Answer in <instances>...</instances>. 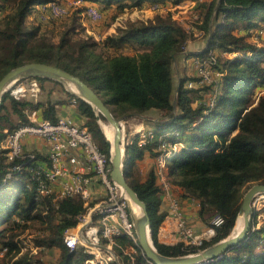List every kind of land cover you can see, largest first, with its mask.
<instances>
[{
    "label": "trees",
    "instance_id": "obj_1",
    "mask_svg": "<svg viewBox=\"0 0 264 264\" xmlns=\"http://www.w3.org/2000/svg\"><path fill=\"white\" fill-rule=\"evenodd\" d=\"M48 1L0 0V10L5 11L0 17V65L6 62L10 69L21 64V53H28L29 61L53 64L79 76L98 93L115 118L133 113L146 117L143 123L152 129L153 135L144 143L139 142L138 134L129 136L125 126L124 173L128 184L146 203L151 238L158 252L181 256L226 237L235 224L243 196L241 188L250 183H264V45L257 46L247 39L256 22H264V0L196 1V30L206 41L210 35V41L203 51L192 53L184 50L194 40V31H188L170 11L117 29L103 40L107 52H95L94 41L75 43L73 49L67 50L65 47L71 43L70 29L63 31L57 45L38 40L40 26L26 29L24 24L36 4ZM84 1L101 9L114 7L117 15L130 5L139 7L149 1L162 7L168 0ZM169 1L175 5L186 0ZM215 50L237 55L215 56L213 68L220 75L212 84L200 85L199 77L184 73L176 91L172 55L177 60L180 56L203 58ZM33 79L38 82L39 91L44 89L45 82L59 84L40 77ZM189 81L195 85L188 87ZM258 86L263 88L256 93ZM52 91L47 90L45 103L38 98L15 99L6 91L0 102V141L7 132L29 123L32 111L40 109L39 119L56 121V107L50 99ZM201 92H209L211 101L198 100ZM72 98L82 117L79 125L91 132L107 154V143L92 107L79 97ZM31 153L36 159L46 158L35 151ZM146 157L153 162L143 173L137 163ZM159 157L162 166L156 162ZM25 160L8 161L5 150L0 149V251L9 255L17 250L15 236L30 223L47 218L49 224L35 238V244L39 256L44 248H55L56 255L50 262L36 256L34 264H101L87 262L92 257L90 253L83 247L70 250L63 241L64 232L74 228L79 215L86 210L80 197H49L42 202L30 172H15L10 179L3 180L10 166ZM159 170L178 201L197 202L198 219L205 227L213 226L214 218H221V224L214 226V235L200 246L159 240L158 230L166 215L161 207L165 188ZM9 218L14 220L13 225L3 227ZM117 243L122 248L130 246L125 237L117 238ZM133 248L128 253L118 249L119 262L149 264L140 250ZM202 264H264V224L252 226L246 240Z\"/></svg>",
    "mask_w": 264,
    "mask_h": 264
},
{
    "label": "built area",
    "instance_id": "obj_2",
    "mask_svg": "<svg viewBox=\"0 0 264 264\" xmlns=\"http://www.w3.org/2000/svg\"><path fill=\"white\" fill-rule=\"evenodd\" d=\"M70 4L73 7L83 8L86 15L92 19L101 18L100 10L93 3L71 0ZM151 7L154 10L160 8L157 3H152ZM67 13L65 5L50 0L36 4L29 17L35 15L38 20H49L65 16ZM251 29L250 35H252ZM256 32L264 33L262 29ZM195 59H198L196 68L200 72L198 84L202 85L208 79L206 67H213L216 58L210 51L206 57ZM216 72L219 76L220 73ZM193 85H195L194 82H187L188 87ZM7 92L19 100L28 97L37 98L39 85L35 79L27 78L12 84ZM34 115L32 111L29 117ZM152 135L153 131L150 130L143 133L139 142L144 143L146 138ZM27 137H38L48 142L46 160L36 159L31 151L24 150L23 139ZM0 149L5 150L8 161L26 159L22 163L18 162L10 166L4 175V181L10 179L15 172H30L32 179L36 182L35 191L40 199L78 196L84 201L86 210L79 215L75 229H68L63 234V241L68 249L83 247L92 255L87 260L89 263L121 264L116 255L118 249L128 253V249L134 251V246L138 248L135 226L128 212L126 197L122 189L110 178L111 164L107 154L100 149L86 127L80 126L69 117H58L54 122L48 119L30 118L29 123L7 132L4 139L0 141ZM157 163L162 166L161 157L158 158ZM94 178L103 186L104 195L100 200L89 205L91 203L90 186ZM160 179L164 188L167 189L161 172ZM55 185H58L57 191L54 189ZM258 195L264 198V194ZM169 215L176 221V228L171 236H165L162 241L159 240L167 244L181 242L188 247H198L204 240L211 238L214 235V226L222 222L221 218L216 217L212 221L213 226L200 232L194 231L181 212L178 202L173 199L170 201ZM119 237L128 239L129 248H122L117 243ZM2 252L4 251H0ZM146 262L153 264L148 259Z\"/></svg>",
    "mask_w": 264,
    "mask_h": 264
},
{
    "label": "rangeland",
    "instance_id": "obj_3",
    "mask_svg": "<svg viewBox=\"0 0 264 264\" xmlns=\"http://www.w3.org/2000/svg\"><path fill=\"white\" fill-rule=\"evenodd\" d=\"M55 1L67 7L68 13L65 14V16H62L59 18H50L49 20L40 19L42 20L40 21L35 15H33L26 19L24 28L29 29V28L35 27L36 25H39L40 31L38 33L37 39L38 40L45 39L47 42H50L54 45H57L59 43V40H60V37L63 31L65 29H70L71 31L68 33L69 34L68 37L70 38L71 43L67 45V47H65L67 48V50L73 49L75 43L84 44V43H91L94 41L96 43V47H94L95 52H99V53L101 51L107 52L108 49L105 45H103V40L106 37H108V35L114 34L117 31V29L123 28L128 25L139 23L142 20L141 18L143 19L146 18L147 17L146 15L148 14L154 17L157 13H163L166 11L172 12V16L175 15L174 18L177 19L179 23L182 24V26H184L188 31L195 32V29H196L195 27L197 23L195 21L196 14H197L196 9L187 7L186 8L187 10H186L184 9L183 6H181L180 8H176V7L174 8V5H172L171 1L169 0L162 7H160L159 10L152 9L151 7L152 3H151L148 5L146 10L131 9L130 6H127L126 9H124V12L119 13L117 15H114V11L111 10L110 7L101 9L100 8L101 6L95 4V6L101 12V18L99 19H92L91 17L86 15L83 8L79 6H76V7L71 6L70 4L71 0H55ZM196 1H199V0H196ZM178 10H181V12H178ZM4 12H5L4 10H0V17L4 14ZM35 14L37 15V13ZM258 29H262V32H264V22H258V23L256 22L255 27L251 29L252 35L249 36V40L252 44H256L257 46H260V45H264V33L257 34L258 31L256 32V30ZM194 38H195V35L193 36V39ZM197 44L198 46L194 48L195 50H198L201 47L203 49V46H205L206 44L205 38L201 37V40H199ZM192 47H193L192 45L186 46L185 53H192V52H187L188 50L193 51L191 50L193 49ZM128 48H130V46H127V49ZM213 54L214 56L219 57V58H233L234 56L237 55L235 53H221L217 50H215ZM196 60L198 59L193 58V60H191V57L185 58L184 56H180L179 59L177 60V58L175 57V60L173 61V77H174L175 86L180 81V78L184 73H186L185 74L186 76L200 77V72L196 68ZM24 62H29L28 53H21V64ZM8 69L9 68L6 65V62H3L0 65V75H2ZM206 73L208 75V79L207 81L204 82V84H212L213 81L218 77V74L213 67H206ZM44 85H47V86L53 85L52 87L54 89V93L56 95L62 94L63 89H62L61 84H51V83L45 82ZM262 88L263 87L258 86L257 88H255L254 91L256 93H259ZM44 89L42 90V93L46 94V90ZM201 94L203 95L198 100H201L203 98L206 99L207 101L211 100L210 98L211 95L209 92L208 93L201 92ZM196 98L197 97L195 96L194 99ZM132 120H136V119L135 118L130 119L129 121H132ZM103 122L100 121V124L102 123V124L108 125V123H106L104 120ZM127 124L128 123H126V125ZM125 130H126V127L125 125H123V137L124 138L127 135V132H125ZM150 165L151 163L149 164V166ZM252 184L253 183L246 184L244 187H242L241 188L242 193L244 194V192ZM47 199L48 198L45 197V198H42L41 201L45 202L47 201ZM173 200H176L178 202V206L180 207V203L177 200V198L175 197L173 198ZM92 201L93 199L91 198V202ZM252 201L254 202L252 204L254 208L253 227L258 228L264 224V198L263 197L261 198L259 197V195H256L255 197H253ZM180 210L183 213L181 207H180ZM169 213H170V208H169ZM43 214L44 212H42V215ZM13 217L15 216H12V218ZM12 218L7 219V222L3 224V227L4 226L9 227V225L10 226L13 225L12 221L14 220H12ZM187 222L190 225V221L188 219H187ZM48 224H49L48 219L44 218L43 222L35 221L33 223H30L29 226L23 229V231L21 230L20 233H18L14 238V241L17 245V250L10 253L9 255H7L4 252L0 253V264H15L16 263L15 261L22 262V260L32 261L31 264H34L33 262L35 261L36 256L39 258L41 257L43 260H47V262L52 261L56 255L55 248H44L42 249V253L39 256V249L36 248V244H35V238H37L39 235H42L43 229H46ZM190 226L192 227V225ZM192 229H194V231H197L194 227H192ZM197 232H200V231H197ZM78 247H81V246H78ZM126 248H129V246ZM128 252H133V251L128 249ZM100 254L102 253L100 252Z\"/></svg>",
    "mask_w": 264,
    "mask_h": 264
},
{
    "label": "water",
    "instance_id": "obj_4",
    "mask_svg": "<svg viewBox=\"0 0 264 264\" xmlns=\"http://www.w3.org/2000/svg\"><path fill=\"white\" fill-rule=\"evenodd\" d=\"M217 5L218 3L216 4V7ZM209 41L210 35L207 38L204 48L201 49L202 51L207 48ZM172 60H175L174 55H172ZM35 77L45 78L60 83L66 91L81 98L92 107L97 124L99 125L107 143V156L111 164L110 178L122 189V192L126 197L128 212L135 226L138 248L146 259L153 264H202L221 257L232 247L246 240L249 230L252 229L253 226L254 208L252 206V199L258 194H264V183H253L244 192L237 214V217L242 216L243 225L236 234H232L234 229L233 226L231 232L226 237L194 253L181 256H167L158 252L151 238L150 217L146 203L138 197L135 190L128 184L124 173L125 145L123 137V121L133 115L142 117L143 119H146V117L138 113H133L124 115L121 118H115L110 109L99 97L98 93H96L79 76L74 75L59 66L38 61H29L16 65L1 75L0 102L2 95L12 84L20 80ZM179 85L180 82L176 85V91L179 88ZM173 106L175 108V98L173 99ZM100 116H103L105 122L112 127V142H110L100 125ZM133 204L140 208L139 213H134L132 207Z\"/></svg>",
    "mask_w": 264,
    "mask_h": 264
},
{
    "label": "crops",
    "instance_id": "obj_5",
    "mask_svg": "<svg viewBox=\"0 0 264 264\" xmlns=\"http://www.w3.org/2000/svg\"><path fill=\"white\" fill-rule=\"evenodd\" d=\"M201 1V0H199ZM131 3V2H130ZM151 4L149 1H144L139 7H134L133 5H130L131 9H136V10H146V8L148 7V5ZM196 5V0H186V1H182L178 4L174 5V8H180L181 6L184 7V9H186L187 7L190 8H194V6ZM126 9V7L124 8ZM183 9V10H184ZM111 10H114V7H111ZM187 10V9H186ZM178 12H181V10H178ZM147 16V17H146ZM146 18H141L142 20H146L148 18H152V15L150 16L149 14L146 15ZM175 17V15L173 16ZM178 17V16H177ZM242 31V30H241ZM243 32V31H242ZM201 32L195 29V32L193 35H195V38L192 42H188L187 45L190 46L192 45L194 52L200 51L202 49V47L198 50H195L194 48L198 46V41L201 40ZM250 36V35H249ZM249 36H248V41L249 40ZM204 48V46H203ZM193 51H187V52H193ZM191 60H193V58L191 57ZM193 62V61H192ZM51 83V82H48ZM58 83V82H57ZM53 84V83H51ZM60 84V83H59ZM51 86H47L44 85V88L47 92L48 89H53ZM48 88V89H47ZM62 94L56 95L54 93V89L50 95V99L52 101V103L55 104L56 107V116L58 117H69L73 120H75L76 123H80L82 121V117L79 114V111L77 109V105L75 102V99L72 98L74 95H72L71 93H69L68 91H66V89L63 87L62 85ZM72 96V97H70ZM38 100H40L42 103H45L46 98H47V94L42 93V91H39L38 94ZM40 112L41 110H37L34 111V116H30L31 119H39L40 117ZM127 115V114H126ZM124 116V115H123ZM121 118V117H120ZM136 119V120H132L129 121L130 119ZM129 121V122H128ZM123 125H125L127 127V131H128V135H135L138 134L139 138L141 139L142 134L147 132V131H152V129L148 128L144 123H143V118L133 115L131 117L126 118L123 121ZM126 123H128L126 125ZM130 128V129H129ZM23 146H24V150L26 151H35L37 152L40 156H44L47 158V153H48V142L45 139L42 138H38V137H34V138H24L23 139ZM41 158V157H40ZM42 159L41 160H46ZM153 161L149 158L146 157L144 160L139 161L137 164L139 166V169L141 172L145 173L146 170L149 167V164L152 163ZM55 191L58 190V185L54 186ZM90 192H91V198L93 199L92 203L98 201L101 199V196H103L104 193V188L103 186H101L99 184V182H97V180L94 178L91 186H90ZM176 197V194L174 192H172L169 188L165 189V192L163 193V201H162V209L164 211H166V215L162 221V223L160 224L159 230H158V238L162 241L163 238L165 236H171V234L173 233V231L176 228V221L170 217L169 215V208H170V201ZM177 198V197H176ZM180 207L185 215V217L190 221L192 227H194L197 231H202L204 230L206 227L205 225L198 219V215H197V208H198V204L197 202L191 200V201H180ZM131 250V249H130Z\"/></svg>",
    "mask_w": 264,
    "mask_h": 264
},
{
    "label": "bare ground",
    "instance_id": "obj_6",
    "mask_svg": "<svg viewBox=\"0 0 264 264\" xmlns=\"http://www.w3.org/2000/svg\"><path fill=\"white\" fill-rule=\"evenodd\" d=\"M100 121L103 122V120H101V119H100ZM100 125H101L102 129L104 130V132L106 133V136L108 137L110 142H112L113 132H112L111 125H109V124L105 125V124H102V123ZM132 207H133V211H134L135 214L140 212V208L138 206L133 204ZM242 225H243V218H242V216H238L237 220L235 222L232 234H236L241 229Z\"/></svg>",
    "mask_w": 264,
    "mask_h": 264
}]
</instances>
